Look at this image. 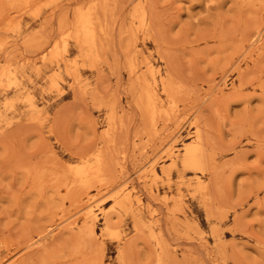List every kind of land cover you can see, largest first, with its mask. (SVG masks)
Wrapping results in <instances>:
<instances>
[{
    "label": "rangeland",
    "instance_id": "rangeland-1",
    "mask_svg": "<svg viewBox=\"0 0 264 264\" xmlns=\"http://www.w3.org/2000/svg\"><path fill=\"white\" fill-rule=\"evenodd\" d=\"M0 264H264V0H0Z\"/></svg>",
    "mask_w": 264,
    "mask_h": 264
},
{
    "label": "bare ground",
    "instance_id": "bare-ground-1",
    "mask_svg": "<svg viewBox=\"0 0 264 264\" xmlns=\"http://www.w3.org/2000/svg\"><path fill=\"white\" fill-rule=\"evenodd\" d=\"M11 1H13V0H11ZM134 12H135L134 13V19L142 22V20L144 19V16H145L143 10L140 7L139 8L137 7V9ZM74 19H75V23H76L75 26H77L78 31L82 32V35H84L88 41V45L90 48L89 50H92V51L95 50V47H96V38L95 37H96V35H95L94 31H92L90 28L92 25L91 13H82L81 11H79L76 13ZM166 88H167V90H170V88H168V87H166ZM170 93H171V91H170ZM146 102L147 103H146V107L144 108V110L147 114V125H148L149 129H152L156 125V122H155L156 111L154 109L155 104H156V98L153 95L147 93L146 94ZM172 108H173V106H172ZM174 110H176V107ZM170 112H171V110H170ZM161 113H159V114H161ZM165 113H166V111H165ZM166 115H167V113L165 114V116ZM157 118H158V116H157ZM115 124H116V119H115L114 115L112 113H110V115L108 117V121H107L108 129L107 130L105 129L106 131L103 130L104 132L101 135L100 142L97 144V147L95 148V150L91 154H89V156H85L83 158V160L86 161V164L79 166V167H76V168L71 167L72 169L69 168L70 169L69 171L66 170L67 171L66 175L70 178L69 182H65V180H64L65 178H63V177L66 175H64L62 177V173H60L61 174L60 176L64 180V182L62 183V186L60 184H58V185H60L61 187H64V190L69 195V197H81V196H83L84 200H85V199H87V197H85L86 193L90 189H92L94 186H97L99 183H101L105 180V178L103 177V174L106 172V169H105L106 168V162H107V159H109L107 155L111 154V152H110L111 149L109 150L110 144L105 143L103 138L111 137V135L113 134ZM155 127H157V126H155ZM199 132L202 133V131H199ZM197 136H198L197 139L192 143V145L185 148L183 163L189 168L201 170L202 145L200 142L199 135H197ZM100 144H102V146L99 147ZM203 145H205V144H203ZM77 156H78V154H77ZM153 173H154V171H153ZM67 176H66V178H67ZM59 180H61V179H57L56 181H59ZM105 184H107V182L100 184V185H105ZM60 186H58V189ZM85 202H87V201H85ZM88 202H87V204H88ZM89 207H90V205H89ZM104 215H105V213H104ZM84 216L86 219L95 221L96 213L91 211V209H90L89 211H87L85 213ZM104 221H105V219H104ZM91 231L93 232L92 229H91Z\"/></svg>",
    "mask_w": 264,
    "mask_h": 264
}]
</instances>
